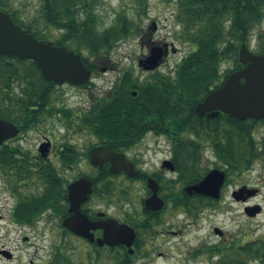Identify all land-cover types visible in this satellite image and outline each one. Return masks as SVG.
<instances>
[{
  "label": "flooded vegetation",
  "instance_id": "af4514ba",
  "mask_svg": "<svg viewBox=\"0 0 264 264\" xmlns=\"http://www.w3.org/2000/svg\"><path fill=\"white\" fill-rule=\"evenodd\" d=\"M151 25L155 30L154 22ZM150 28L145 34L151 37ZM148 41L142 46L145 53L136 60L142 76L136 75L131 69H118L116 64L104 65L102 70L115 73V76L103 95L97 96L98 99L108 105L117 93L136 97L140 91L147 94L151 86L162 90L164 83L170 85L172 71H169L168 61L169 54L174 53L172 44L159 42L166 55L155 69L146 70L140 62L149 55L152 42ZM130 82L137 84L134 89L126 88ZM62 87L74 88L65 83L53 89ZM79 89L87 90L89 87L85 85ZM88 98V105L85 107L86 103L83 102V107L78 108H70L65 101L57 100L55 105L48 107L43 117L56 118L68 135L73 136L75 131L78 135L86 133L92 136L86 128L76 127L79 118L93 106L92 96ZM171 107V103L167 104L169 117L165 129L162 126L145 127L131 146L112 148L116 154L123 155L136 172L132 178L125 170L109 173V162L102 166L91 164V149L106 145L97 139L87 151H82L65 139L64 143L56 145V140L48 134H42L33 153L17 142L22 132L3 143L7 147H20L21 154H26L29 159H15L11 164L29 169L4 170L0 167V194L4 195V203L0 204V219L3 217L1 211L7 210L10 220V223L0 224V264H264V230L261 229L264 225L257 227L259 225L254 224L264 214V118L257 122L249 134L250 144L246 147L252 158L250 164L238 171L222 161L220 154V149L227 148L221 132L234 135L232 129L218 127L199 130L198 134L193 131L176 136L172 128ZM163 112L164 107L161 106L159 119L163 118ZM210 113L200 115L206 123L225 115L218 113L210 118ZM51 135L56 137L54 132ZM46 142L50 143L47 148L42 146ZM148 154L161 155L152 171L147 168ZM82 162L94 174L78 172L67 180L66 175L74 173ZM193 162L198 163V175H191L193 171L189 165ZM42 166L55 171L63 183L64 198H59L54 208L43 211L32 224L13 222L14 212H26L19 208L21 200L42 197L45 185L43 180L37 178ZM213 171L224 174V180L218 188L214 184L211 190L205 192L191 190ZM16 172H22L23 175L16 177ZM29 173L35 176L29 178ZM105 174L109 175L106 178L110 182L120 179L125 188L116 189L112 186V190L106 189L102 181ZM81 178L92 182V192L79 210L91 223L84 234L63 226V221L71 215L68 186ZM95 185L104 189L101 195L94 193ZM94 197L103 201L106 207L93 205ZM48 218L55 219L56 223H46ZM111 219L132 230L130 247L104 242L109 237L129 239L131 235L109 231L113 225L104 223ZM38 237L46 245L33 241ZM44 247L47 250H43ZM30 248L34 251L31 252ZM39 250H43L44 254L39 256Z\"/></svg>",
  "mask_w": 264,
  "mask_h": 264
},
{
  "label": "trees",
  "instance_id": "16d2710c",
  "mask_svg": "<svg viewBox=\"0 0 264 264\" xmlns=\"http://www.w3.org/2000/svg\"><path fill=\"white\" fill-rule=\"evenodd\" d=\"M40 1L42 22L59 33L53 40L54 45L80 53L84 64L93 73L97 69L94 63H90L89 57L108 58L116 42L142 31L123 12H117L110 27L100 30L95 13L97 0ZM131 1L136 7L145 8L149 0ZM166 1L176 3V19L182 26L181 39L192 48L175 64L170 85L164 83L162 90L151 86L147 94L140 91L136 97L117 93L108 105L95 97L92 108L79 118L76 127L86 128L99 143L112 148L129 147L137 141L140 130L145 127L166 128L169 117L166 107L171 103L172 128L176 136L193 131L198 134L199 130L218 127L232 129L234 135L221 132L227 147L220 149L221 159L230 168L234 166L238 171L243 170L252 159L246 146L250 144L249 134L258 120L239 121L229 115H220L206 123L194 112V108L212 90L219 88L231 72L243 68L238 61L242 44L251 53L264 56V0ZM0 9L37 40H49L32 21L25 23L20 18L11 0H0ZM229 62H232V68L223 71V64ZM136 85L130 82L126 88L134 89ZM53 96V85L45 81L34 61L0 57L1 119L13 122L24 133L39 124L48 107L52 106ZM161 106L164 107V115L159 119ZM19 149L1 146L0 167L4 170L29 169L11 164L15 159H29ZM189 168L193 171L191 175H198L197 162L190 164ZM39 170L37 178L43 180L45 191L42 197L21 200L19 208L26 212H14L13 222L32 224L43 211L54 208L57 200L64 198L63 183L55 171L46 166ZM22 175V172L14 173L16 177ZM34 176L29 173V178ZM108 176L105 174L102 181L106 189L112 190L113 185L106 178ZM102 190L101 186L95 185L94 193L101 195Z\"/></svg>",
  "mask_w": 264,
  "mask_h": 264
},
{
  "label": "water",
  "instance_id": "95a60500",
  "mask_svg": "<svg viewBox=\"0 0 264 264\" xmlns=\"http://www.w3.org/2000/svg\"><path fill=\"white\" fill-rule=\"evenodd\" d=\"M163 48L152 46L149 55L140 62L146 70H153L165 56ZM8 56L19 60L34 61L40 69L44 79L54 85L68 83L73 86H83L90 80L91 72L82 62L81 56L62 46H55L52 42L38 41L31 34L26 33L16 25L7 13L0 10V57ZM239 63L245 65L241 70L229 74L225 82L209 93L205 99L196 105L197 115L209 114L215 117L221 112L229 114L238 120L249 118H264V56L255 55L242 44L238 52ZM19 129L9 121L0 119V145L16 137ZM49 142L42 144L47 148ZM90 162L93 166L110 163L108 170L116 174L120 170L127 171L130 178L136 175L132 166L127 163L123 155L116 154L110 146H95L90 151ZM169 163V162H165ZM224 174L219 171L209 173L199 184L191 187L194 192L201 193L216 185H221ZM92 192V182L81 178L68 186L69 213L63 221L68 230L84 234L91 223L80 213V205L87 200ZM104 224H112L109 228L114 234L130 233L129 239L109 237L104 240L109 245L126 244L130 247L133 232L125 225L115 220H108ZM95 228V227H93Z\"/></svg>",
  "mask_w": 264,
  "mask_h": 264
},
{
  "label": "rangeland",
  "instance_id": "374dc122",
  "mask_svg": "<svg viewBox=\"0 0 264 264\" xmlns=\"http://www.w3.org/2000/svg\"><path fill=\"white\" fill-rule=\"evenodd\" d=\"M11 4L13 9L17 10L18 15L25 23L32 21L40 30V32L48 37V39L53 41L59 36L58 32H55L52 28L47 27L42 22L40 0H11ZM117 12H123L131 22L137 24L142 30L141 34L139 33L136 35L132 33L129 34L128 37L122 38L116 42L108 58L89 57L90 63H94L97 69L96 73L91 75V83L87 84L89 89L83 90L79 89V87L57 88L54 90V96L52 100L53 105L56 104L57 100H63L70 108L81 107L83 102L86 103V107L89 102V96H92L93 99L97 96H102L106 90V86L110 85V82L114 81L115 76V73H108L107 71L102 70L104 65H108V63L116 64L118 69H131L136 75L142 76L139 73V69L137 68L136 60L141 54L145 53V50L142 49V46H145L146 42L148 41V37L150 38V42H153L157 45L161 41H167L173 45L174 53L169 54V71H173L175 64L192 50V48L188 46V43L183 42L181 39L182 26L176 19L178 8L175 2H167L166 0H149L147 7L139 8L136 7L134 2L131 0H97L95 13L98 19V28L101 30L110 27L115 21ZM153 22L156 26L155 30H153L151 25ZM148 27H151L149 29L151 37L148 34H145L148 31ZM251 45H255L254 41H252ZM84 55L86 54L84 53ZM228 68H232V62L223 64V71H226ZM52 132L56 134V137L53 138L51 135ZM74 132L73 136L68 135L66 130L60 125L56 118H49L48 116H45L34 130L21 134L17 142L23 146L24 149L33 153L41 141L42 134H48L49 137H52L51 139H55L56 145H61L65 140H68L69 142L77 145L82 151H87L90 145L95 144L97 141L94 137L88 136L86 133H83V135H78ZM82 137H85V139ZM148 155L149 159L147 162V168L152 171L156 168L161 155ZM78 172L90 173L91 170L87 168L85 163L82 162L74 173H69L66 175V179H72L73 176ZM90 174H94L93 171ZM111 185H113V187L116 189L125 188V184L118 178L113 179ZM137 193L138 192L135 194ZM2 195L3 194H0V204L4 203ZM136 197H138V195ZM92 204L99 208L106 207L105 203L100 201L97 197H94ZM6 208L8 209L9 206ZM1 215L3 217L0 219V224L10 223L7 210H2ZM260 219L261 220L259 222L254 223L255 225H259L257 227L264 225V214ZM45 222L51 224L56 223L55 219L53 218H48V220L46 219ZM261 229L264 230V226H262ZM33 241H35L37 244L44 243L46 245V242H42L40 237L34 239ZM29 250L31 252L34 251L33 248H30ZM43 250H47V247H44ZM43 250L38 251L39 256L44 254Z\"/></svg>",
  "mask_w": 264,
  "mask_h": 264
}]
</instances>
